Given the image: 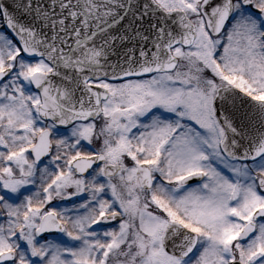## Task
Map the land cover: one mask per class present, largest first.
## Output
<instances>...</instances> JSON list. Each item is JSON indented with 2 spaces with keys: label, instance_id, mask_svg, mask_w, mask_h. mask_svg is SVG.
Segmentation results:
<instances>
[{
  "label": "snow or ice",
  "instance_id": "obj_1",
  "mask_svg": "<svg viewBox=\"0 0 264 264\" xmlns=\"http://www.w3.org/2000/svg\"><path fill=\"white\" fill-rule=\"evenodd\" d=\"M0 264H264V0H0Z\"/></svg>",
  "mask_w": 264,
  "mask_h": 264
},
{
  "label": "flooded vegetation",
  "instance_id": "obj_2",
  "mask_svg": "<svg viewBox=\"0 0 264 264\" xmlns=\"http://www.w3.org/2000/svg\"><path fill=\"white\" fill-rule=\"evenodd\" d=\"M62 133H63V134H68V133L64 132V130H63V129H62Z\"/></svg>",
  "mask_w": 264,
  "mask_h": 264
}]
</instances>
